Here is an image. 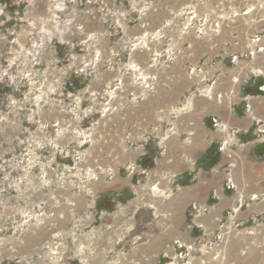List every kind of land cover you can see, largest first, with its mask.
<instances>
[{"label": "rangeland", "instance_id": "rangeland-1", "mask_svg": "<svg viewBox=\"0 0 264 264\" xmlns=\"http://www.w3.org/2000/svg\"><path fill=\"white\" fill-rule=\"evenodd\" d=\"M262 53L264 0H0V264H264V210L201 223L182 172Z\"/></svg>", "mask_w": 264, "mask_h": 264}, {"label": "crops", "instance_id": "crops-1", "mask_svg": "<svg viewBox=\"0 0 264 264\" xmlns=\"http://www.w3.org/2000/svg\"><path fill=\"white\" fill-rule=\"evenodd\" d=\"M248 65L250 71L255 74L246 83L239 85L236 91L237 98L232 105L218 106L209 103L201 95L194 96L195 107L188 112L190 113L188 118L193 117V126L188 124L183 127L184 134L192 132L193 135L192 142L183 146V153L187 155L188 161L182 172L192 182L188 186V192L197 193L198 198L194 199L199 205L207 208L205 216L200 217L201 223L227 212L240 215L254 209L258 210L257 212L264 210V200L250 202L247 199L253 194H257L258 197L264 196V156H255L253 152L255 147H264V142L261 141L264 139V133L258 135L259 138L254 135L257 127L264 130V53ZM171 111L180 113L175 107ZM185 113L187 112L183 114ZM208 116L213 117L214 123L218 124L210 121L208 126L203 125L202 120ZM233 140L239 141V144L231 149L230 143ZM210 144L216 145L222 151L219 161L207 169L198 166L196 168V162ZM225 151H231L237 158L236 168L229 174L223 169L228 162L224 155ZM175 154V148H170V153L166 155L169 162L166 167L172 166L171 159L175 163ZM228 179L237 190L244 193L245 201H237L236 196H227L223 193V185ZM212 188L216 189L218 199L208 195ZM191 201L189 198L188 205Z\"/></svg>", "mask_w": 264, "mask_h": 264}, {"label": "bare ground", "instance_id": "bare-ground-1", "mask_svg": "<svg viewBox=\"0 0 264 264\" xmlns=\"http://www.w3.org/2000/svg\"><path fill=\"white\" fill-rule=\"evenodd\" d=\"M263 127V126H262Z\"/></svg>", "mask_w": 264, "mask_h": 264}]
</instances>
